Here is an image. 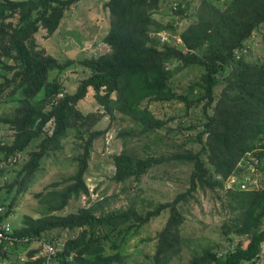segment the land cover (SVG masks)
<instances>
[{
    "label": "trees",
    "instance_id": "16d2710c",
    "mask_svg": "<svg viewBox=\"0 0 264 264\" xmlns=\"http://www.w3.org/2000/svg\"><path fill=\"white\" fill-rule=\"evenodd\" d=\"M82 1L0 0V105L10 106L0 126L11 134L10 142L0 139V163L21 156L0 169L5 214L48 164L55 165L66 149L71 152L64 168L68 175L34 195L37 217L24 215L14 229L22 243L11 249L24 260L10 258V249L0 244V264H46L44 257L36 258L43 242L56 249L49 264H124L130 241L166 213L154 253L146 259L172 264L184 249L187 218L180 206L208 191H221L222 237L228 245L202 247L189 264L262 261L264 61L256 59L254 49L259 38L264 43V0H195L194 5L172 0L177 6L171 17L177 20L167 25L155 18L164 0H108L107 50L98 57L60 61L37 35L45 32L52 39ZM161 33L169 34L167 41ZM78 67L82 78L70 90L62 74ZM190 70L198 71L197 80L182 87L176 77ZM52 72L57 76L50 80ZM90 95L100 108L85 114L79 104ZM152 105L172 113L158 116ZM106 117L109 124L98 128ZM125 119L129 127L119 134L124 149L112 156L113 180L138 190L161 166L181 167L190 171L188 190L145 209L132 202L113 204L108 196L92 200L87 174L95 144ZM128 137L145 143L130 147ZM231 180L236 182L229 186ZM71 207L76 210L63 214ZM5 214L2 218L9 217ZM54 230L77 234L63 240L50 234Z\"/></svg>",
    "mask_w": 264,
    "mask_h": 264
},
{
    "label": "rangeland",
    "instance_id": "374dc122",
    "mask_svg": "<svg viewBox=\"0 0 264 264\" xmlns=\"http://www.w3.org/2000/svg\"><path fill=\"white\" fill-rule=\"evenodd\" d=\"M108 0H84L80 4L72 7L67 13L62 28L52 39L46 38V33L41 32L37 35L38 41L41 44H45L49 49V52L54 55L60 61L67 59H82L84 57H98L101 55L107 47L104 45L103 40L108 32L110 22L108 20L107 12L104 10V4ZM192 1L193 5L196 4L195 0ZM162 5V12L155 15V18L167 25L171 21L177 20L171 17V8L176 7L172 4V0H164ZM185 22L180 23V27ZM166 37L169 34L166 33ZM254 49L256 52V59L264 61V43L260 42ZM78 70V73H74ZM82 68L69 69L66 73L62 74L63 78H67V88L74 90L76 88V80L82 78ZM57 76V72H52L49 75V79L52 80ZM198 76L197 70H190L183 74L178 75L177 83L181 81L182 87H186L191 79ZM194 79V80H195ZM197 80V79H196ZM73 81V83H72ZM179 90L181 88L177 86ZM43 94V93H42ZM41 96V95H40ZM79 108L86 114L100 107L96 104L93 96L90 95L84 101H81ZM151 108L158 116H163L166 113H172V110L163 105H152ZM175 108L176 107H172ZM10 106L0 105V116L9 112ZM120 117V116H119ZM110 119L104 118L103 122L98 128L103 129L109 124ZM114 127L104 139L99 140L95 144V150L92 155L90 169L87 174V184L92 193L91 197L97 199L100 197L113 198V204L119 206H127L132 203H136L139 209H145L147 207H155L157 204L173 200L179 193L188 190L190 185L188 184L189 172L183 170L181 167L173 169L169 166H161L157 169V172L152 173L151 177H147L142 181L138 190L130 191L123 184L116 183L113 180L115 174V167L112 160V156L116 153H120L124 149V140L119 137L121 132L128 129L129 123L125 119L122 123H116ZM11 136L10 132L5 127L0 126V139H6L8 142ZM130 147L141 148L144 145V141L127 138ZM156 148V147H155ZM70 149H66L55 165H47V168L42 174L38 176L41 178L35 186L30 189L25 195H23L19 202H17L16 208L13 211L7 213L9 217L6 219L15 228H19L21 219L24 215H33L37 217L38 206L34 204V195L41 192L45 187L54 181H58L65 174L64 168L70 166ZM170 173V174H169ZM165 179L164 181L160 179ZM250 178V177H248ZM247 178V179H248ZM235 180H231L229 186L234 185ZM262 182L255 180L254 183ZM261 184V183H260ZM126 197H130V200ZM0 198L3 199V194L0 192ZM221 191L216 193L208 191L207 193H197L195 199L191 200L187 206H180L181 211L186 215V223L183 228L184 245L181 258L175 259L172 264H189L190 258L196 253L200 252L202 247H216L217 243L227 246L228 244L222 237V224L224 222V214L221 207ZM198 200V201H197ZM82 205L87 204V198L82 199ZM76 208L71 207L65 210L63 214H67L70 211H75ZM169 213L162 215L160 218L153 220L147 226H145L139 236L133 238L130 243L124 249V254L127 256L124 264H152V261L147 260V256H152L155 250L156 235L163 228ZM52 236H60V239H67L73 237L75 233L61 232L54 230L50 233ZM34 248H38V244L34 245ZM15 249H10L8 254L10 258L23 261L21 258L15 257ZM23 259V260H22ZM13 261V260H12ZM1 264H13L10 262H2ZM257 264H264V259Z\"/></svg>",
    "mask_w": 264,
    "mask_h": 264
},
{
    "label": "built area",
    "instance_id": "2783aa9c",
    "mask_svg": "<svg viewBox=\"0 0 264 264\" xmlns=\"http://www.w3.org/2000/svg\"><path fill=\"white\" fill-rule=\"evenodd\" d=\"M177 6V4H175ZM162 42L167 41L168 38L166 37L165 33H161ZM63 94H60L59 97L62 98ZM54 103V101H53ZM52 103V104H53ZM21 159L20 155L11 156L7 159V161H3L4 163H0V169H3L7 165H14ZM246 188L245 184L242 185V189ZM4 214V209L0 205V244L3 246L4 250L7 251L9 247H14L17 243H22V240L14 236L12 225L9 222L3 221L1 216ZM29 239L26 238L23 242H28ZM56 254V249L53 245L48 242H43L41 246V251L36 256H42L46 259V264H49V261L52 257Z\"/></svg>",
    "mask_w": 264,
    "mask_h": 264
},
{
    "label": "clouds",
    "instance_id": "9594fccd",
    "mask_svg": "<svg viewBox=\"0 0 264 264\" xmlns=\"http://www.w3.org/2000/svg\"><path fill=\"white\" fill-rule=\"evenodd\" d=\"M4 214H5V209H4ZM4 214L1 216V219H2L3 221L9 222L6 218H2V217L4 216ZM5 215L8 216L7 213H6ZM9 223H10V222H9ZM10 224H11V223H10ZM11 225H12V224H11ZM12 228H13V232H14V227L12 226ZM9 249H11V247H9L8 250H9ZM8 250H7V251H8Z\"/></svg>",
    "mask_w": 264,
    "mask_h": 264
},
{
    "label": "water",
    "instance_id": "95a60500",
    "mask_svg": "<svg viewBox=\"0 0 264 264\" xmlns=\"http://www.w3.org/2000/svg\"><path fill=\"white\" fill-rule=\"evenodd\" d=\"M179 49H180V50H184V49H185V47H184V46H181V47H179Z\"/></svg>",
    "mask_w": 264,
    "mask_h": 264
},
{
    "label": "crops",
    "instance_id": "0c3cea01",
    "mask_svg": "<svg viewBox=\"0 0 264 264\" xmlns=\"http://www.w3.org/2000/svg\"><path fill=\"white\" fill-rule=\"evenodd\" d=\"M263 254H264V245H263ZM22 256H20V258H21ZM23 258H24V256H23ZM23 260V259H22Z\"/></svg>",
    "mask_w": 264,
    "mask_h": 264
}]
</instances>
